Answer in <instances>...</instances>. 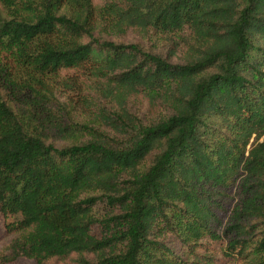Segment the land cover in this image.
<instances>
[{
    "label": "trees",
    "instance_id": "16d2710c",
    "mask_svg": "<svg viewBox=\"0 0 264 264\" xmlns=\"http://www.w3.org/2000/svg\"><path fill=\"white\" fill-rule=\"evenodd\" d=\"M0 2V264H264V0Z\"/></svg>",
    "mask_w": 264,
    "mask_h": 264
},
{
    "label": "rangeland",
    "instance_id": "374dc122",
    "mask_svg": "<svg viewBox=\"0 0 264 264\" xmlns=\"http://www.w3.org/2000/svg\"><path fill=\"white\" fill-rule=\"evenodd\" d=\"M6 18V13L3 9V6L0 2V23ZM107 37L109 39H112L116 42H126V43H130V42H139L144 46L147 47H152L154 50L156 51H164V53H167L169 50V45H170V41L167 39V36H157V35H146L145 33H143L141 30L138 29H130L127 33H123V34H114V33H110L107 35ZM184 43V42H183ZM179 46V44L177 45ZM182 44L180 46V54L181 56H183V50H182ZM175 47H171V51L174 50ZM1 52H3L0 48V59H2L4 57V53L1 54ZM181 60L179 57H175V61ZM148 103L144 102L141 106H140V110L141 113L142 112H148ZM161 114L159 113L157 117H159ZM86 117H84L83 119H85ZM264 138V136L261 138V140ZM57 145H62L64 144V141L61 139H55ZM254 141V137L252 138L251 142ZM10 237L7 235L6 233V229H5V219L3 217V215L0 213V252L4 249V247L9 243L10 241ZM10 264H37L34 260L32 259H28V258H21L13 263ZM229 264H249L248 262V258H241V259H237L235 261L230 262Z\"/></svg>",
    "mask_w": 264,
    "mask_h": 264
}]
</instances>
